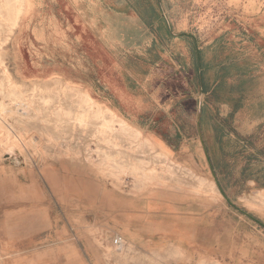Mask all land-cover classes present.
Here are the masks:
<instances>
[{"label":"rangeland","instance_id":"374dc122","mask_svg":"<svg viewBox=\"0 0 264 264\" xmlns=\"http://www.w3.org/2000/svg\"><path fill=\"white\" fill-rule=\"evenodd\" d=\"M137 17L172 21L191 38L181 43L190 49L192 38L205 44L221 35L239 63L226 68L213 93L198 92V83L163 66L170 43L145 46L148 32ZM158 34L164 37L163 25ZM193 97L191 105L181 102ZM169 98L175 103L157 104ZM154 132L177 149L202 150L198 166L189 153L183 159L160 150ZM24 164L46 168L42 212L51 224L32 233L17 200L0 204V264L68 256L176 264L185 257L172 245L143 250L123 239L117 246L110 227L89 224L63 198L59 185L66 190L72 172L134 195L151 188L197 194L219 219L259 231L264 243V0H0V167L16 172ZM150 169L166 183L145 178Z\"/></svg>","mask_w":264,"mask_h":264},{"label":"crops","instance_id":"0c3cea01","mask_svg":"<svg viewBox=\"0 0 264 264\" xmlns=\"http://www.w3.org/2000/svg\"><path fill=\"white\" fill-rule=\"evenodd\" d=\"M137 23L148 32L149 39L145 46L150 47L152 43L159 41L170 43L169 47L165 45L162 50L161 59L167 61L163 66L168 67L170 71L175 70L187 84H192L193 81L198 83V92L213 93L219 83L224 81L226 68L239 63L235 58H230V54L225 53L227 47H224L226 43L221 35L205 44L196 43L192 38L195 45L190 49L181 43L191 38L185 33H176L172 21H161L159 18L157 23L152 24L137 17ZM162 25L165 28L163 38L158 34ZM176 42L180 45L174 49L172 44H177ZM212 72L214 77L210 80L207 73ZM174 100H158L157 104L170 105ZM195 100L193 97L181 102L191 105ZM105 103L112 105L110 101ZM124 103L127 104L120 101L119 105ZM198 116L200 117L199 113ZM153 138L158 148L168 155H184L182 158L185 159V154L189 153V160L196 167L197 158L203 157L204 153L200 149L195 152H188L184 147L177 149L164 136L155 132ZM0 168V204L17 200L21 205L19 210L22 211V225L28 227V231L32 233L51 224L50 218L43 217L42 212L44 194L41 168L25 164L16 167L19 168L16 172L5 166ZM50 170L55 172V179L60 181L59 166L50 167ZM10 178L15 190L11 189ZM66 178V190L61 189L59 185L65 201L73 208L76 207L89 224H93L95 220L103 221L105 226L111 228L112 234L120 235L137 249L156 250L169 245L175 246L185 255L176 264H210L212 259L223 260L224 264H264V243L259 240V231L248 232L242 229L239 222L235 224L228 220L230 216L228 219H219L218 211L212 203L197 194L151 188L134 195L128 193V190L121 192L111 189L110 185L101 179L98 184L92 183L86 173H82L78 178V175L72 172ZM45 180L48 181L46 178ZM130 181L126 182L125 186L131 189L133 183ZM77 186H80L81 190H77ZM227 221L231 225L227 226ZM244 237H247V242H244ZM82 250H85V246H82ZM225 256L231 258L225 260ZM38 260L6 259L2 264H90L86 258L79 256L47 258L42 259L43 263Z\"/></svg>","mask_w":264,"mask_h":264},{"label":"bare ground","instance_id":"6f19581e","mask_svg":"<svg viewBox=\"0 0 264 264\" xmlns=\"http://www.w3.org/2000/svg\"><path fill=\"white\" fill-rule=\"evenodd\" d=\"M120 118V117H119ZM125 121V120H124ZM129 127V126H128ZM124 130V129H123ZM132 131H134V130H132ZM143 142H145V143H150V138H145L144 139V141ZM166 159V158H165ZM150 172H149V175H147V176H145V178H147V179H149L150 181H152L153 183H155V184H157V185H164L166 182V180L160 175V173L158 174V173H156V172H154L152 169H150L149 170ZM42 172H43V174L47 177L48 176V174H47V172H46V168H43L42 169ZM145 174H147V173H145ZM90 175V174H89ZM135 180V179H134ZM181 183H176L174 186H175V188H179L180 189V187H181ZM173 186V187H174ZM211 187V191H212V193H213V195L215 196V197H217V195H218V193L216 192V190H215V188H213V186L212 185H210ZM182 188V187H181ZM198 189V188H197ZM193 190H195V189H193ZM261 204V203H260ZM261 207V206H260ZM263 207V206H262ZM261 207V208H262Z\"/></svg>","mask_w":264,"mask_h":264},{"label":"built area","instance_id":"2783aa9c","mask_svg":"<svg viewBox=\"0 0 264 264\" xmlns=\"http://www.w3.org/2000/svg\"><path fill=\"white\" fill-rule=\"evenodd\" d=\"M122 237L120 236V235H114V237H113V242L117 245V246H119V245H121V243H122Z\"/></svg>","mask_w":264,"mask_h":264},{"label":"water","instance_id":"95a60500","mask_svg":"<svg viewBox=\"0 0 264 264\" xmlns=\"http://www.w3.org/2000/svg\"><path fill=\"white\" fill-rule=\"evenodd\" d=\"M14 155H15L16 157L18 156L17 154H14ZM12 156H13V155H12ZM12 156H11V157H12Z\"/></svg>","mask_w":264,"mask_h":264}]
</instances>
